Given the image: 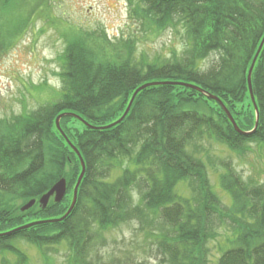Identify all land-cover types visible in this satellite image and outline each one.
Here are the masks:
<instances>
[{"label":"trees","instance_id":"1","mask_svg":"<svg viewBox=\"0 0 264 264\" xmlns=\"http://www.w3.org/2000/svg\"><path fill=\"white\" fill-rule=\"evenodd\" d=\"M19 2L23 6L26 0ZM130 6L152 30L173 25L178 32L181 25L183 49L149 59L133 57V45L118 53L100 40L90 43L87 34L71 35L58 96L32 113L0 121V251L16 254L14 264L29 261L19 241L38 246L45 258L64 244L73 264H90L89 251L103 239L101 233L133 220L157 240L163 255L158 264H203L201 247L216 194L207 184L198 142L215 138L233 150L248 142L264 145V45L252 73L256 129L247 79L264 38V0H139ZM148 82L164 84L138 92L126 117L110 128H92L70 115L96 127L110 125ZM179 83L218 96L246 133L235 129L217 101ZM62 114L61 128L86 163L76 205L62 221L8 234L61 218L72 204L82 165L57 127ZM221 165L220 187L231 199L230 209L221 212L236 229L218 264H264V183L245 180L229 162ZM61 178L68 187L61 202L21 210ZM186 179L199 184L197 196L205 202L179 193L177 186Z\"/></svg>","mask_w":264,"mask_h":264},{"label":"rangeland","instance_id":"2","mask_svg":"<svg viewBox=\"0 0 264 264\" xmlns=\"http://www.w3.org/2000/svg\"><path fill=\"white\" fill-rule=\"evenodd\" d=\"M138 1L26 0L22 6L19 0H12L10 5L0 0V121L32 113L58 96L63 85V55L71 35L87 34L90 43L100 40L115 46L118 53L133 45V57L168 58L174 50L181 51L184 46L181 25L178 32L173 25L152 30L143 15L132 12L130 5ZM197 145L199 158L206 165L207 184L216 194L209 230L201 247L205 253L203 264H218L236 229L221 212L231 206L229 195L220 187L219 178L224 173L221 162L231 163L247 181L264 183V145L248 142L243 150H233L215 138H204ZM120 171L115 170L114 174ZM177 188L195 203L206 201L197 196L199 184L194 187L188 179L181 180ZM101 234L103 239L95 241L89 251L90 264H158L163 258L157 240L134 220ZM17 245L27 255V264H73L64 244L50 249L46 253L48 258L32 243L19 241ZM13 254L0 251V264H5V260L16 263L18 258Z\"/></svg>","mask_w":264,"mask_h":264},{"label":"water","instance_id":"3","mask_svg":"<svg viewBox=\"0 0 264 264\" xmlns=\"http://www.w3.org/2000/svg\"><path fill=\"white\" fill-rule=\"evenodd\" d=\"M263 45H264V38L259 46V49L253 59V62L251 64V67L249 69V73H248V86H249V90H250V94H251V98H252V101H253V104L256 108V112H257V119H256V126H255V129L257 128L258 126V123H259V112H258V106H257V103H256V99H255V94H254V89H253V84H252V73H253V69H254V66L256 64V61L258 59V56L260 54V51L261 49L263 48ZM159 84H164L163 82H148L146 84H143L142 86H140L133 94L124 114L121 116V118H119L117 121L113 122L112 124L110 125H107V126H103V127H96V126H93L91 124H89L88 122H86L83 118H81L80 116L76 115V114H71L72 116L74 117H77L78 119H80L84 124H86L87 126L89 127H92V128H98V129H103V128H110L118 123H120L125 117L126 115L129 113L130 109H131V106L135 100V97L136 95L138 94V92H140L141 90L147 88V87H150V86H155V85H159ZM181 85H186L188 87H191V88H194L200 92H202L203 94H205L207 97H209L210 99H213L215 101H217L221 106L222 108L224 109V111L226 112L228 118L230 119V121L232 122V124L234 125L235 129L237 131H239L240 133H246L244 131H242L239 126L237 125L234 117L232 116L231 112L228 110V108L226 107V105L223 103V101L216 95L212 94V93H209L208 91L204 90L203 88L197 86V85H193V84H190V83H179ZM66 114H62L60 115L57 120H56V124H57V127L58 129L60 130V132L65 136V138L67 139L68 143L71 145V147L75 150V152L77 153V155L79 156L80 158V161H81V165H82V171L80 173V176L77 180V183L75 185V188H74V195H73V201H72V204L69 208V210L66 212V214L64 216H62L61 218H58V219H53V220H46V221H36V222H32V223H29L27 225H24L22 227H19L11 232H9L8 234L12 233V232H15V231H19V230H22V229H26L30 226H34V225H38V224H42V223H53V222H58V221H62L64 220L71 212L72 210L74 209L75 205H76V202H77V197H78V189H79V186L84 178V175H85V172H86V163H85V160L81 154V152L79 151V149L77 147H75L72 142L67 138L66 134L64 133V131L61 129L60 127V119L62 117H64ZM254 129V130H255ZM251 131V132H254ZM68 192V187H67V180L65 178H61L58 182H56L49 191H47L45 194H43L40 199L37 201L36 199H33V200H30L28 203H26L22 208L21 210L22 211H26L30 208H32L36 203H38L42 208H46V206L49 204V202L53 199L55 202L59 203L61 202L64 197L66 196Z\"/></svg>","mask_w":264,"mask_h":264}]
</instances>
